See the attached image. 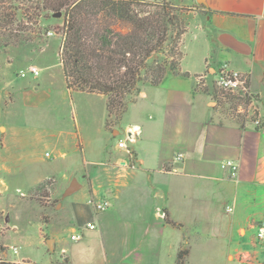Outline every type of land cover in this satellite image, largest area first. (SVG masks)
I'll list each match as a JSON object with an SVG mask.
<instances>
[{"label":"crops","instance_id":"0c3cea01","mask_svg":"<svg viewBox=\"0 0 264 264\" xmlns=\"http://www.w3.org/2000/svg\"><path fill=\"white\" fill-rule=\"evenodd\" d=\"M187 1L205 12L191 32L203 46L194 64L183 52L184 40L180 73L146 85L131 103L132 116L125 118L127 108L121 119L125 136L119 139L129 126H139L136 139L127 142L134 163L121 165L128 151L116 143L122 154L92 161L88 196L74 201L107 200L109 206L98 212L91 207L88 221L77 205L71 234L82 237L70 234L61 249L65 258H21L24 264H175L181 249H187L185 264H264V242L255 238V224L264 219V0ZM171 2L180 6L182 0ZM224 62L249 73L260 126L247 115L238 120L222 113L226 103L210 86ZM227 159L238 165L235 178L221 166ZM20 260L0 258V264Z\"/></svg>","mask_w":264,"mask_h":264},{"label":"rangeland","instance_id":"374dc122","mask_svg":"<svg viewBox=\"0 0 264 264\" xmlns=\"http://www.w3.org/2000/svg\"><path fill=\"white\" fill-rule=\"evenodd\" d=\"M180 7L186 31L179 47L185 40L183 52L193 65L203 46L191 32L203 24L205 12L187 0ZM45 16L37 27L48 26L51 34L10 45H2L0 37V258L37 263L65 258L61 249L71 241L73 203L88 196L91 162L118 158L122 150L115 144L125 136L121 121L105 124L102 95L66 88L58 63L63 14ZM114 27L130 28L124 23ZM30 65L39 68L38 75L21 76ZM133 108L129 104L125 118ZM226 109L224 104L222 113L231 116ZM127 155L130 166L134 159ZM95 202H88L94 211Z\"/></svg>","mask_w":264,"mask_h":264},{"label":"trees","instance_id":"16d2710c","mask_svg":"<svg viewBox=\"0 0 264 264\" xmlns=\"http://www.w3.org/2000/svg\"><path fill=\"white\" fill-rule=\"evenodd\" d=\"M49 12L63 14L57 30L66 88L102 95L105 124L119 123L145 85H158L167 72L180 73L185 22L182 8L169 0H0L2 45L45 36L50 28L37 26ZM119 23L128 24L129 30L115 29ZM210 88L233 117L245 119L236 111L238 96ZM77 205L91 221L90 204L73 203L75 213ZM186 255L187 249L179 250L175 264H185Z\"/></svg>","mask_w":264,"mask_h":264},{"label":"built area","instance_id":"2783aa9c","mask_svg":"<svg viewBox=\"0 0 264 264\" xmlns=\"http://www.w3.org/2000/svg\"><path fill=\"white\" fill-rule=\"evenodd\" d=\"M52 31H48V34H51ZM39 68L35 65H30L26 71L21 70L20 75L25 76L26 73H31L33 75H38ZM214 78L212 79L211 84L220 90L228 92L230 94L236 95L239 97L240 102L237 105L236 111L238 113H243L247 115V117H252L253 122L255 125H261V116L259 115V107H258V97L251 89L249 84V73L246 71L238 70L232 68L228 63L224 62L220 64L216 69L213 71ZM205 75L202 74L198 76L199 82H202ZM130 132V135L127 134ZM126 132L125 139H119L117 142V146L119 148H123L128 151L130 157L132 155L128 150L127 142H133L137 135L139 134V126L132 125L129 126ZM179 158V156L177 157ZM128 162H121L122 166H128ZM132 165V164H131ZM222 167H227L230 170V176L235 178L237 177V170L238 165L234 160L227 159L221 163ZM96 211H103L109 206V202L107 200H102L95 202L94 204ZM226 211H232V206L226 205ZM86 227L89 229H93L95 227L93 222H87ZM256 232L255 238L259 242H264V219H260L255 224ZM82 237L80 233H73L71 234V239L78 240ZM11 249L15 254L18 253V248L16 246H12ZM15 264H24L23 260L15 262Z\"/></svg>","mask_w":264,"mask_h":264},{"label":"water","instance_id":"95a60500","mask_svg":"<svg viewBox=\"0 0 264 264\" xmlns=\"http://www.w3.org/2000/svg\"><path fill=\"white\" fill-rule=\"evenodd\" d=\"M59 14H60V13H58V15H59ZM127 134L130 135V132H127Z\"/></svg>","mask_w":264,"mask_h":264}]
</instances>
